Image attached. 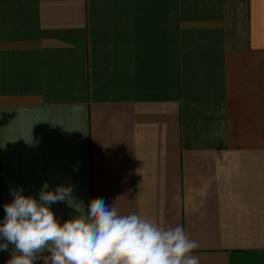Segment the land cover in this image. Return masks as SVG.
I'll list each match as a JSON object with an SVG mask.
<instances>
[{"label":"crops","instance_id":"crops-1","mask_svg":"<svg viewBox=\"0 0 264 264\" xmlns=\"http://www.w3.org/2000/svg\"><path fill=\"white\" fill-rule=\"evenodd\" d=\"M45 184L264 264V0H0V224Z\"/></svg>","mask_w":264,"mask_h":264},{"label":"clouds","instance_id":"clouds-1","mask_svg":"<svg viewBox=\"0 0 264 264\" xmlns=\"http://www.w3.org/2000/svg\"><path fill=\"white\" fill-rule=\"evenodd\" d=\"M39 200L11 189L4 205L0 250L13 245L7 264H200L199 248L182 226L162 228L138 214H121L114 205L94 199L87 206L72 196L71 186L47 190ZM67 201L79 213L63 223L49 205Z\"/></svg>","mask_w":264,"mask_h":264}]
</instances>
